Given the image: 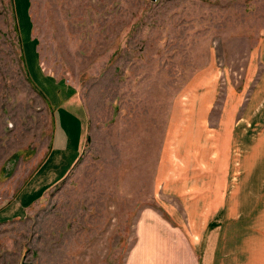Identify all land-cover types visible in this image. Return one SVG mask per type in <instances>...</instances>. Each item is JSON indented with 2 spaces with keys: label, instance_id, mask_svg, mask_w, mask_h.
<instances>
[{
  "label": "rangeland",
  "instance_id": "1",
  "mask_svg": "<svg viewBox=\"0 0 264 264\" xmlns=\"http://www.w3.org/2000/svg\"><path fill=\"white\" fill-rule=\"evenodd\" d=\"M262 39L264 0H0V264H137L136 232L214 214L264 126ZM56 108L83 142L51 185Z\"/></svg>",
  "mask_w": 264,
  "mask_h": 264
},
{
  "label": "crops",
  "instance_id": "2",
  "mask_svg": "<svg viewBox=\"0 0 264 264\" xmlns=\"http://www.w3.org/2000/svg\"><path fill=\"white\" fill-rule=\"evenodd\" d=\"M263 51L262 39L257 60L264 66ZM261 70L260 72H264V67ZM263 76L264 73H260L259 79L263 80ZM55 112L57 115V108ZM253 126L256 130V122ZM68 138L57 115L52 145L37 172L47 166L53 156L55 163L65 151L68 153L73 150L75 154L67 168L60 171V176L51 185L70 172L81 154L83 138L80 137L78 143L75 137L70 138V141ZM71 143L75 149H72ZM245 156L244 163L246 162L247 167L238 172L239 179L232 188L229 189L227 180L223 179L214 187V199L210 205L207 204L208 208L214 209V214L210 215L212 212L209 211L208 216L204 215L199 222L190 218L189 231L174 228V231L136 232V242L131 247V253L136 252L137 264H264V126L260 132H255L254 139L249 144L248 155ZM194 186L199 188L197 184L187 188L193 191ZM22 190L19 196L27 191ZM19 196L14 207L16 216L28 209V205L20 207L19 202L23 203L24 199H19ZM10 211L13 212V209ZM12 212L0 216V221L13 217ZM194 225L196 226L193 227Z\"/></svg>",
  "mask_w": 264,
  "mask_h": 264
}]
</instances>
